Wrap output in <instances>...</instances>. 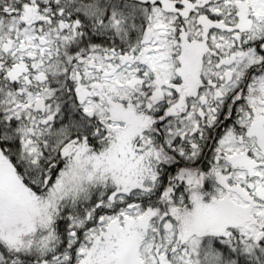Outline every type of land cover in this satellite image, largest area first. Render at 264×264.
Listing matches in <instances>:
<instances>
[{"label":"snow or ice","instance_id":"obj_1","mask_svg":"<svg viewBox=\"0 0 264 264\" xmlns=\"http://www.w3.org/2000/svg\"><path fill=\"white\" fill-rule=\"evenodd\" d=\"M0 264H264V0H0Z\"/></svg>","mask_w":264,"mask_h":264}]
</instances>
